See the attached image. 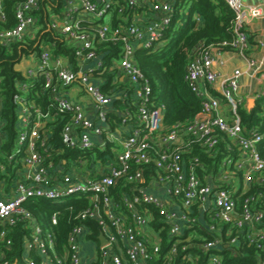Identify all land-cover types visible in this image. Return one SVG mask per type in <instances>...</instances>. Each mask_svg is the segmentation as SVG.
Segmentation results:
<instances>
[{
    "label": "built area",
    "instance_id": "obj_1",
    "mask_svg": "<svg viewBox=\"0 0 264 264\" xmlns=\"http://www.w3.org/2000/svg\"><path fill=\"white\" fill-rule=\"evenodd\" d=\"M40 1L22 0L17 4V22L0 30V45L10 47L34 35L39 27L34 12L39 9ZM126 1L120 4L116 0H64V10L53 16L51 26L67 35L76 46L78 69L67 58L54 55V45H44L39 56L34 54L38 66L28 70L25 76L28 79L43 76L52 102L44 110L36 103L27 102L24 96L15 97L20 131L14 150L4 154L11 165L0 161V264H13L4 248L12 244L7 226L18 221L26 222L29 230L23 239V264H37L31 257L33 250L40 256V264H84L97 260L99 264H200V256L192 250L196 247L208 254V264H223L218 251L240 243L242 237L257 248H264V209L257 205L262 194L250 192L254 183L264 182V157L259 149L264 143V102L261 101L256 112L259 123L245 125L240 111L247 109L251 98L259 102L264 90L244 96L240 88L245 72L237 68L230 76L220 79L214 68L223 53H242L247 46L248 11L243 0H224L235 13L236 36L231 42L223 43L231 48L201 45L186 66L184 77L201 100L200 112L190 123L170 127L163 123L164 108L152 105V87L135 61V52L138 47L152 48L162 40L174 18L178 0ZM113 8L120 13L127 8L134 11L132 18L126 19L128 24L114 31L104 21ZM138 8H149L153 13L147 23L139 22V16L134 18ZM79 11L91 14L94 19L93 36L82 27L77 17ZM260 13L259 8H249L253 17ZM0 19L6 20L2 0ZM110 31L112 39L124 43L122 57L115 65L132 84L138 108L136 114L127 109L117 112L120 125L126 128L120 136L115 133L119 118L112 116L116 112L114 99L120 93H105L95 73L104 66L93 49L94 40H107ZM250 64L255 66L256 61L251 60ZM257 79L261 80L259 76ZM75 83L93 101L94 114L87 115L81 104L69 96L67 89ZM19 88L27 92L28 84L22 82ZM211 89L218 94L211 93ZM223 102L229 107L227 115L219 113ZM2 108L0 97V146L7 134ZM52 112L70 114L62 141L79 150L76 157L66 160L60 156L62 150H51L46 124L53 120ZM223 137L229 140L228 153L219 171L201 175L202 160L198 156L188 158L187 150L198 145L206 152L216 153ZM108 144L112 145L113 159L108 155L103 158L87 154L95 147L103 151ZM54 156H60L57 162ZM149 164H154L156 172L147 179L145 166ZM3 178L11 179L10 184ZM122 185L125 189H117ZM72 195L87 200V205L77 211L78 222L67 236L64 252L59 253L53 233L42 227L26 203L32 198L63 201ZM151 207L158 210L165 223L160 230L150 224ZM70 210L73 212L74 207ZM59 214L60 211L52 214L54 225ZM87 220L99 225L98 241L85 242ZM167 225L173 240L164 249L161 232ZM101 234L106 240L104 244ZM203 234L212 237H202ZM197 236L201 241H194Z\"/></svg>",
    "mask_w": 264,
    "mask_h": 264
},
{
    "label": "trees",
    "instance_id": "obj_2",
    "mask_svg": "<svg viewBox=\"0 0 264 264\" xmlns=\"http://www.w3.org/2000/svg\"><path fill=\"white\" fill-rule=\"evenodd\" d=\"M22 0H2L3 10L6 14V20L0 19V30L13 27L17 20L15 16V8ZM120 4H126V0H116ZM64 0H41L39 9L34 14L39 19V27L33 36H28L24 41L13 43L10 47L0 45V97L2 98V119L5 122L4 129L7 134L0 146V161L8 163L6 156L10 154L15 146L19 135V119L20 112L18 103L15 100L16 95L24 96L29 103H36L44 110L50 108L51 97L50 90L45 89V78L39 76L36 79H28L22 71L16 69V65L21 60L31 54L40 55L44 45H54V55L65 57L73 65L74 69H78L79 60L76 57V46L68 40L67 35L55 31L51 26V20L55 14H61L64 10ZM175 14L172 22L167 28L162 40L152 48L138 47L135 52V61L145 76L149 79L152 87L151 99L153 107L162 106L164 108L163 123L165 127L174 124L190 123L200 112L202 105L201 100L196 96L191 87L185 80L186 66L194 52L201 45L218 46L224 50H229L230 45L224 46L226 41L234 40L236 33L234 32L235 13L233 9L224 0H178L175 2ZM141 8H138L139 11ZM148 11L149 8H146ZM133 10L127 8L120 13L116 8L111 9L108 13L110 20L108 21L111 30H115L120 26L128 24V18H132ZM95 22L82 21V27L89 31L92 36L96 33L94 28ZM107 40L102 41L95 39L93 49L100 55L103 61V70L95 71L100 77V86L105 93H120L113 102L116 109L112 113L114 118H119V111H131L138 113L136 100L134 99V88L126 79L122 78L123 73L116 67V63L122 57L123 41L113 37L110 31ZM27 83L28 90L23 92L20 90L19 83ZM264 102V96L258 102ZM52 109V108H51ZM258 109V108H257ZM257 109L248 111L241 108L243 123L251 125L259 123V116L256 115ZM54 112V111H53ZM53 114V120L47 122L49 134V145L51 150H62L60 156L64 159L76 157L79 150L66 146L62 141V133L65 125L70 119V114L59 113ZM114 114V115H113ZM227 137H223L217 147L216 153L206 152L198 145L191 146L186 156L191 158L198 156L204 167L200 169V174L205 176L206 173L218 172L221 163L227 155ZM260 154L264 157V143L259 146ZM238 149L236 148V152ZM235 153V152H234ZM95 157L114 158L112 145L108 144L105 150L101 151L98 147L87 153ZM54 156L57 162L58 158ZM137 166V165H135ZM154 164L145 166V175L149 179L150 174L155 173ZM117 189H125L124 185ZM250 192L254 194H262L258 197L257 205L264 209V182L262 184L254 183ZM87 205V200L79 198L77 195L66 197L63 201H54L45 198H32L26 203V207L30 210L33 217L42 225L45 230L51 231L56 242V251L63 253L67 244V236L71 228L78 222L76 218L77 211ZM74 207V211L70 210ZM152 209V220L150 224L155 230H160L165 226L163 218L159 215L158 210ZM60 211L58 223H52V214ZM162 218V219H161ZM88 226V233L85 242L89 240L98 241L99 225L94 220L85 222ZM8 237L12 240L11 246L4 248V253L11 263L23 264V239L29 235L26 222L18 221L15 225H8ZM168 225L161 232L163 236V247L167 249L172 238L168 234ZM227 230V227H225ZM192 230L187 233H191ZM202 237H212L203 234ZM194 241H201L197 236ZM2 246H5L1 243ZM195 254L200 256V264H208V254L194 247L192 249ZM223 257V264H262L264 261V248H257L249 243L244 237L241 242L218 251ZM31 257L37 264L41 263L40 256L33 250ZM84 264H99V261H92ZM154 264V263H153Z\"/></svg>",
    "mask_w": 264,
    "mask_h": 264
},
{
    "label": "crops",
    "instance_id": "obj_3",
    "mask_svg": "<svg viewBox=\"0 0 264 264\" xmlns=\"http://www.w3.org/2000/svg\"><path fill=\"white\" fill-rule=\"evenodd\" d=\"M243 2L246 10L248 11L246 28L249 34V39L247 42V46L242 53L231 51L223 53L221 56H219L218 63L214 68L217 72L220 73V79L230 76L235 69L240 68L243 72H245V74L241 78L240 93L244 96H250L253 94L255 95L258 91L264 90V0H243ZM250 7L259 8L261 12L260 15L257 17L251 16L249 14ZM152 15L153 13H151L150 10L147 11L146 9H140L139 12H137V15H134V18L139 16L137 17L138 19H141V21L139 22L144 24L148 22V18H151ZM108 16L110 20V15H107L105 19ZM77 17L81 21H87L91 23L94 22L91 14L84 11H79V13H77ZM251 60L256 61L255 66H251ZM220 61H223V63H220ZM38 62V57L34 54H31L24 57L21 62L16 65V69L22 71L25 75L28 70L36 68L38 66ZM65 63L69 64L68 61ZM257 76H259L261 80H258ZM19 85L20 83L18 84V86ZM218 85L219 84H216L215 86L217 87ZM210 91L211 93L218 94L216 90L211 89ZM67 92L69 93L71 99L81 104L87 115L95 113L93 101L89 96H85L84 93L86 92H84L83 87L80 84H73L71 88L67 89ZM220 107L221 108L219 110V113L227 115L229 107L225 105L224 102ZM257 108H259L258 100L257 102L255 101L254 105L252 106H248L247 101L248 110H254ZM124 131H126V128L122 127L120 125V122L118 121L116 123L115 130L116 135L120 136ZM3 179L7 185L10 184L11 179Z\"/></svg>",
    "mask_w": 264,
    "mask_h": 264
},
{
    "label": "water",
    "instance_id": "obj_4",
    "mask_svg": "<svg viewBox=\"0 0 264 264\" xmlns=\"http://www.w3.org/2000/svg\"><path fill=\"white\" fill-rule=\"evenodd\" d=\"M254 102H255L254 99H252V98L249 99L248 100V106L254 105ZM99 237H100L101 242L104 244L106 242V240H105V237L103 236V234H101Z\"/></svg>",
    "mask_w": 264,
    "mask_h": 264
},
{
    "label": "rangeland",
    "instance_id": "obj_5",
    "mask_svg": "<svg viewBox=\"0 0 264 264\" xmlns=\"http://www.w3.org/2000/svg\"><path fill=\"white\" fill-rule=\"evenodd\" d=\"M108 20H109V16H108L104 21H105V22H108ZM84 94H85L86 97L88 96L87 93H84Z\"/></svg>",
    "mask_w": 264,
    "mask_h": 264
}]
</instances>
